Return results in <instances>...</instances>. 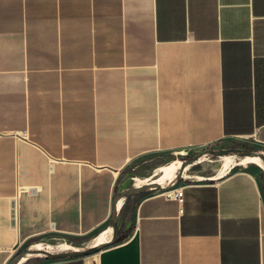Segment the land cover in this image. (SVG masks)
I'll use <instances>...</instances> for the list:
<instances>
[{"label":"crops","instance_id":"1","mask_svg":"<svg viewBox=\"0 0 264 264\" xmlns=\"http://www.w3.org/2000/svg\"><path fill=\"white\" fill-rule=\"evenodd\" d=\"M250 137L264 145V0H0V264L105 227L136 161ZM181 187L138 193L114 244L32 264H264L253 174Z\"/></svg>","mask_w":264,"mask_h":264},{"label":"rangeland","instance_id":"2","mask_svg":"<svg viewBox=\"0 0 264 264\" xmlns=\"http://www.w3.org/2000/svg\"><path fill=\"white\" fill-rule=\"evenodd\" d=\"M230 148H239L245 150L249 149L264 154V145L258 144L256 142V138L250 137L246 139L226 140L224 142H221L220 145L214 147L202 148L196 151H183V153H178V154L153 156L151 158H146L136 161L134 164H131L128 167H126L124 170H122L119 181L115 186L116 187L115 194L125 189L136 187V184H140L139 182L143 183L145 180L155 178L156 177V175H154L156 171L155 169L161 165L167 164L168 162L180 161L181 163H183V161L193 156L199 155L200 152L206 149L214 150V149H230ZM231 155H234L236 158L240 157L238 154L231 153L229 156ZM234 171H244L253 174L257 179V183H259L262 198L264 199V183H262L263 169H260L255 166H249L247 168L241 166H234L230 170L221 173L222 171L219 166V157L214 158L211 155H203V159L199 163L189 166L188 170L185 173L189 178L182 177L176 188L181 189L183 188L181 186H184V184H193V183H198L199 181L215 180L217 178L230 174L231 172ZM175 180L176 177H174L173 180L169 181L164 186L168 187ZM145 192L161 193L158 189L155 188L148 189ZM137 195L138 194H136V196ZM162 195L164 194L162 193ZM136 196L123 199L122 201L123 205L120 208V210L117 211L116 219L122 221L125 217H127L128 211H131L135 206V202H134L135 200L132 199H134V197ZM110 220L111 219L109 218V221L107 224H105V227L94 229L86 234L68 235L59 232L57 233L47 232L45 234H42L41 236L33 238L31 241L26 243V245L20 247V249L16 252L14 257L20 254V252H22L23 250L31 249L36 245L41 248H45L48 252H51L52 254L71 252V251H60L59 246L61 245H66L70 248L73 249L75 248L76 250H80V251L86 250L90 248L89 246L92 245V243L95 241V239L99 236L101 232L105 231V229L107 228L108 229L111 228ZM109 235L111 234L109 233ZM111 237H109L110 239H108V241L111 240ZM45 258H46L45 256H29L27 257V260L23 264H32Z\"/></svg>","mask_w":264,"mask_h":264},{"label":"water","instance_id":"3","mask_svg":"<svg viewBox=\"0 0 264 264\" xmlns=\"http://www.w3.org/2000/svg\"><path fill=\"white\" fill-rule=\"evenodd\" d=\"M238 154L240 157H257L261 160L262 162V166H263V176H262V183H264V154L260 153V152H256V151H252L249 149H239V148H230V149H206L202 152L199 153V155L193 156L185 161H183L181 167H180V171L178 172L177 176H176V180L171 183L168 187H161L158 184H144L141 186H136L133 188H129V189H125L123 191H120L119 193H116L113 197L112 200V211H111V215H110V227H111V240L106 241L103 244L100 245H93L90 246V248L86 249V250H74L72 252H66V253H58V254H52L49 252H42L44 254L45 257L51 258V259H72L74 257H84V256H89L90 254H94L96 252H98L99 250H101L102 248H105V246L109 245V244H114L116 242L117 239V202L120 199H124V198H128V197H132V196H136V194L144 192L145 190L148 189H158L161 193H168V191L176 188L178 186V183L180 182V180L182 179V175H183V168L187 165H191L195 162H197L199 160L200 157H202L203 155H211L212 157H222V156H229L230 154ZM19 246V244H16L14 246L13 249H16ZM27 254H36V251H32L31 249H26L23 250L22 252H20V254L16 255L15 257H13L10 262L8 264H18L20 263V261L22 260L23 257H25Z\"/></svg>","mask_w":264,"mask_h":264},{"label":"bare ground","instance_id":"4","mask_svg":"<svg viewBox=\"0 0 264 264\" xmlns=\"http://www.w3.org/2000/svg\"><path fill=\"white\" fill-rule=\"evenodd\" d=\"M203 159V156L199 158V160L191 165L197 164L199 163L201 160ZM182 163L180 161H171L168 162L165 165H161L159 167H157L155 170L154 175H156L155 178H151L148 180H145L143 183L139 182L140 184H136V186H141L144 184H158L161 187H165L164 185H166L169 181L173 180L174 177H176L177 173L181 170ZM191 165H187L185 166L183 169V175L182 177H188L185 173L188 170V167ZM219 166L221 168V173H223L224 171H228L230 170L232 167L234 166H241V167H249V166H255L258 167L260 169H263L262 166V162L259 158L257 157H239L236 158L234 155L231 156H222L219 157ZM189 178V177H188ZM123 198L120 199L117 203V210L119 211L120 208L123 205ZM110 229V232H109ZM107 228L105 229V231L101 232L99 234V236L95 239V241L92 243L91 246H95V245H100L105 243L108 239H110L109 237H111V235H109V233L111 234V228ZM90 247V246H89ZM32 251H36V254H27L26 257H23L22 260L20 262H23L26 260L27 257L29 256H44V254L42 253L44 252H48L45 248H41L39 246H34L31 248ZM59 250L60 251H74L76 250L75 248H70L66 245H61L59 246ZM51 253V252H49Z\"/></svg>","mask_w":264,"mask_h":264},{"label":"built area","instance_id":"5","mask_svg":"<svg viewBox=\"0 0 264 264\" xmlns=\"http://www.w3.org/2000/svg\"><path fill=\"white\" fill-rule=\"evenodd\" d=\"M163 194L166 195L167 198L172 197L180 203L183 202L182 201V194L183 193H182V189H180V188H174V189L168 191V193H163ZM170 195H172V196H170Z\"/></svg>","mask_w":264,"mask_h":264}]
</instances>
